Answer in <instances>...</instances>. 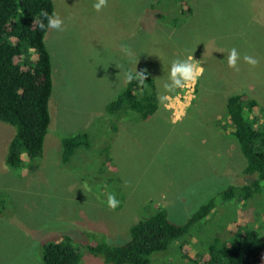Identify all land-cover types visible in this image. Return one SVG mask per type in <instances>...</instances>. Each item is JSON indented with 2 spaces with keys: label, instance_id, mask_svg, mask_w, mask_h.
Masks as SVG:
<instances>
[{
  "label": "rangeland",
  "instance_id": "374dc122",
  "mask_svg": "<svg viewBox=\"0 0 264 264\" xmlns=\"http://www.w3.org/2000/svg\"><path fill=\"white\" fill-rule=\"evenodd\" d=\"M180 1L106 0L96 11V0H54L63 31L45 37L54 88L36 166L23 147L26 162L8 164L17 129L0 121V193H6L0 194V264H43L45 246L63 235L82 251L79 264H106L83 248L126 243L132 224L161 208L185 225L211 199L213 213L154 253L151 264H194L208 258L215 238L236 240L246 230H258L264 241V183L248 200L220 198L254 178L244 173L246 158L228 133L226 102L235 93L257 100L263 111L250 118L264 130V0H187L186 17ZM233 48L234 68L226 59ZM189 56L204 71L181 120L164 100L172 115L159 107L146 121L114 119L120 127L111 131L105 107L126 87L128 70L146 68L160 96L177 95L172 63ZM81 132L90 146L64 160L62 139ZM109 194L119 201L115 209L106 205Z\"/></svg>",
  "mask_w": 264,
  "mask_h": 264
},
{
  "label": "trees",
  "instance_id": "16d2710c",
  "mask_svg": "<svg viewBox=\"0 0 264 264\" xmlns=\"http://www.w3.org/2000/svg\"><path fill=\"white\" fill-rule=\"evenodd\" d=\"M180 2L185 7V17L191 15L192 7L187 0ZM44 13L55 15L54 0H0V121L17 129L7 157L11 167H21L26 162L20 151L22 147L28 160L33 162L30 166L37 165L51 123L53 67L45 40L48 29ZM160 18L163 19V16ZM38 22H43L45 28L41 29ZM129 72L143 73L144 82L140 84L135 79L126 81V87L106 104L114 133L120 127L119 121L114 119L130 116L138 122L146 121L164 103L159 99L164 95L160 96L156 79L149 70L138 68ZM256 109L263 111L258 101L246 93H235L227 99L228 133L236 139L246 158L244 173L254 178L249 184L230 186L222 191L220 198L224 201L235 197L248 200L253 193L262 190L264 130L253 126L250 118L257 112ZM62 142L64 160L74 150L90 146L86 132L64 137ZM112 169L117 171V167ZM214 208L215 199H211L185 225L172 222L167 210L161 208L132 224L131 239L126 243L91 242L83 249L102 257L106 264H151L154 253L168 250L174 241L210 216ZM208 255L207 259L197 260L194 264H264V241L258 230H246L236 240L215 238L209 244ZM82 258V251L73 246L69 235L47 244L43 252V264H79Z\"/></svg>",
  "mask_w": 264,
  "mask_h": 264
},
{
  "label": "clouds",
  "instance_id": "9594fccd",
  "mask_svg": "<svg viewBox=\"0 0 264 264\" xmlns=\"http://www.w3.org/2000/svg\"><path fill=\"white\" fill-rule=\"evenodd\" d=\"M106 3V0H96V2L93 4V8L96 11H99L102 7H104ZM45 18L47 19V29L51 30L53 32H61L63 31L61 22L59 19L55 17V15H48L47 13H44ZM38 26L41 29L45 28V24L43 22H38ZM238 53L235 48L229 50L227 55V64L229 67H236L237 60H238ZM244 61L250 65H255L257 61L250 57V56H244ZM204 69L201 67L198 63L194 62L192 60V57L189 56L185 60H176L173 61L172 67H171V77L175 83V85L179 89L188 88L191 85H194L195 81L202 75ZM177 76H179V79H177ZM133 79L137 80L140 84H143L144 82V74L143 73H133L129 72L126 74V81L130 82ZM183 81V82H181ZM161 101L164 100H171L172 98L169 96H164L163 98L159 97ZM178 99V98H177ZM173 103H175V100H172ZM106 205L110 209H115L119 205V201L115 198L114 195L109 194L107 196Z\"/></svg>",
  "mask_w": 264,
  "mask_h": 264
},
{
  "label": "built area",
  "instance_id": "2783aa9c",
  "mask_svg": "<svg viewBox=\"0 0 264 264\" xmlns=\"http://www.w3.org/2000/svg\"><path fill=\"white\" fill-rule=\"evenodd\" d=\"M197 83L198 79L195 81L194 85H191L188 88H183L182 91L174 97L171 96V101H176L175 103L172 102L173 104H171V108L174 110L176 117L181 118V114H183L185 109H188V107L191 105L193 99L196 96Z\"/></svg>",
  "mask_w": 264,
  "mask_h": 264
},
{
  "label": "crops",
  "instance_id": "0c3cea01",
  "mask_svg": "<svg viewBox=\"0 0 264 264\" xmlns=\"http://www.w3.org/2000/svg\"><path fill=\"white\" fill-rule=\"evenodd\" d=\"M191 57H192V56H191ZM192 59H193V57H192ZM201 67H202V66H201ZM131 69H133V68H131ZM182 82H183V81H182ZM180 92H181V91H180ZM180 92H179V93H180ZM179 93H178V94H179ZM175 95H176L175 93H174V94H164V96H169V97H171V96H175ZM165 105H166V104H163L161 107H163V106H165ZM165 110H166V111L169 110V109L167 108V106H165ZM169 111H170V110H169ZM169 111H168V112H169ZM170 113H171V115H172V111H170ZM172 118H173V117H172ZM173 120H174L173 122H177L178 119H173ZM179 120H181V118H180Z\"/></svg>",
  "mask_w": 264,
  "mask_h": 264
}]
</instances>
